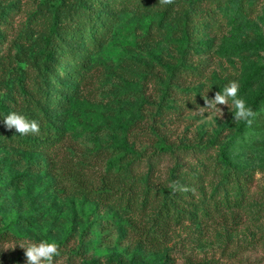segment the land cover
<instances>
[{"label":"rangeland","instance_id":"1","mask_svg":"<svg viewBox=\"0 0 264 264\" xmlns=\"http://www.w3.org/2000/svg\"><path fill=\"white\" fill-rule=\"evenodd\" d=\"M54 22L71 31L48 54ZM0 62V103L22 83L34 105L19 114L68 133L55 150L0 141V264H27L40 240L58 245L54 264H264V99L243 135L231 100L206 108L230 81L248 107L264 93V0H0ZM220 151L252 175L232 208ZM97 154L125 164L134 204L77 186L105 160L70 170Z\"/></svg>","mask_w":264,"mask_h":264},{"label":"trees","instance_id":"2","mask_svg":"<svg viewBox=\"0 0 264 264\" xmlns=\"http://www.w3.org/2000/svg\"><path fill=\"white\" fill-rule=\"evenodd\" d=\"M196 8L195 3L191 4L189 7V13L193 12ZM70 24H61L54 22L50 25L46 34L43 36L44 51L48 54L54 50L57 43L63 40L71 30ZM4 64L0 62V71ZM89 79L91 78L88 76ZM87 75H84L83 80L88 79ZM1 78V77H0ZM81 81V80H80ZM33 91L29 89L26 85L19 83V85L13 90L12 95L7 104L0 103V141L8 144L16 145L24 149H36L40 147L51 148L52 150L60 148L68 139V133L64 132L60 127H58L53 121H51L45 112L36 120L39 124L38 133H28L25 135H20L16 132L15 128L9 129L4 123L3 118L7 117L10 113H19L25 108H29L34 105ZM264 99V93L257 95L254 102H252L249 107L255 111L258 109L259 102ZM251 120L253 117L250 118ZM246 122H241L238 126V135H243L244 130L248 128ZM171 149V145L166 143L164 140H160L157 145V150L161 152H166ZM102 160H105V155H100ZM94 156L92 159L81 164L79 167H74L70 170L72 179H77L83 177L93 166H97L95 160L98 158ZM217 166L224 168L220 173L221 181L226 187V193L220 200V205L225 208H232L234 206H239L244 202L247 195V190L249 189V182L252 180V175L250 171H243L241 167L232 163L229 155L226 151H220L217 156ZM211 170V165L207 164L201 169L203 174L207 175V170ZM127 167L122 161L114 162L112 158L105 160L103 169L98 176H96L97 181L91 182L90 178L85 181V177L81 183L77 184L83 192L89 196L92 200L99 204H106L113 200L118 194L121 197L126 198L128 204L135 202L138 186L136 182L132 179V175L126 172ZM87 178V177H86ZM73 182V181H72ZM183 194H190L189 191H183ZM165 205V211L168 215L172 209H178L180 203L177 199L170 195H166L165 199L162 201ZM208 206L204 205L205 211ZM1 236V234H0ZM4 238V237H3ZM2 238V239H3ZM149 242H153L149 238ZM122 264V263H118ZM133 264V263H128ZM157 264H167L164 259L158 261Z\"/></svg>","mask_w":264,"mask_h":264},{"label":"clouds","instance_id":"3","mask_svg":"<svg viewBox=\"0 0 264 264\" xmlns=\"http://www.w3.org/2000/svg\"><path fill=\"white\" fill-rule=\"evenodd\" d=\"M168 2V0H166ZM239 83L237 81H230L227 86L224 87L222 93L217 92L213 100L207 102L206 108H211L213 105H228L231 100L232 106H234V119L237 121L246 122L249 126L252 123L251 117L255 116L253 110L246 105L245 100L238 96ZM4 123L9 129L15 128L16 132L20 135L28 133H38L39 124L35 120H29L26 116L12 112L7 117L3 118ZM259 176V173H257ZM24 248L27 264H54V258L59 255L58 245L53 241L40 240L39 242H33Z\"/></svg>","mask_w":264,"mask_h":264}]
</instances>
